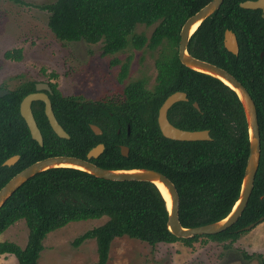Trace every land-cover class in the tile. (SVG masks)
<instances>
[{
  "label": "trees",
  "instance_id": "trees-1",
  "mask_svg": "<svg viewBox=\"0 0 264 264\" xmlns=\"http://www.w3.org/2000/svg\"><path fill=\"white\" fill-rule=\"evenodd\" d=\"M211 0H55L46 4L48 25L65 41L102 42V53L115 54L127 47L155 49L164 41L156 59L158 74L153 87L140 79L128 83L121 99L91 100L64 95L50 83L54 112L70 138L59 137L45 114L43 101L33 103L44 144L32 138L20 114V102L35 91L28 82L0 96V188L31 163L52 155L86 158L104 143L101 155L91 160L105 168H152L175 183L180 196L179 217L186 227L226 217L239 198L249 154L248 123L237 93L219 78L184 65L178 57L180 31L185 21ZM244 0H224L194 32L188 44L195 57L215 63L238 78L251 93L258 111L261 158L248 204L237 222L210 235L178 237L168 227L169 209L158 186L145 180H112L73 167H52L25 181L0 208V234L24 219L29 229L25 247L0 242V255L14 254L19 264H39L47 235L71 221L107 217L77 236L74 246L95 239L98 259L107 264L113 240L129 236L150 243L183 241L191 245L202 237L236 241L242 228L264 216V10L240 6ZM155 25L148 37L138 25ZM226 29L239 41V53L224 45ZM21 59V48L5 52ZM114 59V63H119ZM123 63L120 79L128 73ZM258 74L257 78L255 75ZM55 76V74H52ZM185 91L188 100L169 110L172 123L184 129H209L211 140L182 141L165 137L158 125V111L168 95ZM197 102L199 108L193 103ZM101 127L96 134L90 124ZM129 147L124 155L121 146ZM13 166L3 165L12 155ZM261 257V255H259ZM252 257V255H249ZM264 264V259L261 260Z\"/></svg>",
  "mask_w": 264,
  "mask_h": 264
},
{
  "label": "rangeland",
  "instance_id": "rangeland-1",
  "mask_svg": "<svg viewBox=\"0 0 264 264\" xmlns=\"http://www.w3.org/2000/svg\"><path fill=\"white\" fill-rule=\"evenodd\" d=\"M55 0H0V88L14 90L28 82L56 83L64 95L86 99H121L126 85L146 80L151 87L158 69L156 59L168 48L164 41L155 49L127 47L104 55L103 43L59 39L48 25L44 8ZM155 25H138L148 37ZM21 48L23 57L12 59L5 52ZM119 59V63H114ZM129 61L127 76L121 80L123 63ZM52 74H55L52 75ZM107 220L106 216L71 221L50 232L44 240L39 264H95V239L74 246V239ZM236 241H215L202 237L193 244L183 241L148 242L129 236L116 237L107 264H262L264 259V221L244 230ZM29 229L24 219L0 234V242L14 241L25 247ZM252 255V257H249ZM261 255V257L259 256ZM0 264H19L14 254H1Z\"/></svg>",
  "mask_w": 264,
  "mask_h": 264
},
{
  "label": "water",
  "instance_id": "water-1",
  "mask_svg": "<svg viewBox=\"0 0 264 264\" xmlns=\"http://www.w3.org/2000/svg\"><path fill=\"white\" fill-rule=\"evenodd\" d=\"M224 0H211L196 13L191 15L183 24L180 31V41L178 47V57L180 61L200 72L210 74L219 78L226 85L232 88L238 95L247 119L248 134H249V154L245 167L244 178L240 190V195L230 213L218 220L207 224H202L193 227L184 226L179 217L180 196L175 183L163 172L152 168H131V169H111L105 168L94 163L91 159L97 158L105 149L104 143H98L92 147L86 158L74 155H52L37 160L27 167L20 170L12 176L0 188V208L5 201L29 178L43 170L52 167H73L93 173L96 176L112 179V180H145L151 181L157 185L156 182H161L169 191L171 195V207L169 209L168 227L178 237L190 238L196 235H210L220 233L229 227L233 226L239 217L244 212L250 196L253 191L256 174L260 165L261 158V133L258 120V111L256 103L245 87V85L230 73L225 68L209 62L207 60L195 57L188 50L190 38L194 32L199 28L202 22L220 8ZM240 6L246 9H262L264 10V0H244L240 2ZM194 25H197L193 30ZM224 45L232 53H239V41L236 33L231 29H226L224 35ZM52 89L48 82H40L36 85V90L28 93L23 97L20 103V114L25 119L31 136L40 145L44 144V137L41 129L38 126L37 120L33 112V102L43 101L45 104V114L49 120L54 132L62 138H70V134L66 131L63 125L59 122L52 105V100L48 92ZM9 93L8 89L0 88V96ZM188 100L185 91H175L167 96L161 104L157 121L162 134L170 139L182 141H196V140H211L212 136L209 129H184L176 126L169 119L168 113L170 108L179 101ZM194 105L199 108V104L194 102ZM92 130L96 134H102V129L99 125L91 123ZM121 151L124 155H128L129 147L126 145L121 146ZM18 159L17 155H13L4 161V165H12ZM62 163H71L72 166H64ZM158 186V185H157ZM162 192V191H161ZM166 199V198H165ZM167 201V200H166ZM168 205V203H167ZM264 221V216L259 218V221L250 223L243 227V230H249L256 226L259 222Z\"/></svg>",
  "mask_w": 264,
  "mask_h": 264
},
{
  "label": "bare ground",
  "instance_id": "bare-ground-1",
  "mask_svg": "<svg viewBox=\"0 0 264 264\" xmlns=\"http://www.w3.org/2000/svg\"><path fill=\"white\" fill-rule=\"evenodd\" d=\"M196 26L197 25H194L193 30L196 28ZM61 165L72 166L73 164H71V163H62ZM156 183L158 185V188L162 191L164 197L166 198L168 206L171 207L172 200H171V195H170L169 191L167 190V188L161 182H156Z\"/></svg>",
  "mask_w": 264,
  "mask_h": 264
},
{
  "label": "flooded vegetation",
  "instance_id": "flooded-vegetation-1",
  "mask_svg": "<svg viewBox=\"0 0 264 264\" xmlns=\"http://www.w3.org/2000/svg\"><path fill=\"white\" fill-rule=\"evenodd\" d=\"M260 55H261V57L262 58H264V51H262L261 53H260ZM257 76H258V74H256L255 75V77L257 78ZM146 81V80H145ZM40 82H44V81H39V82H34L35 83V90H36V85H37V83H40ZM155 82H156V80H155ZM147 83V82H146ZM49 85H50V83H48ZM155 84V83H154ZM154 84L151 86V87H153L154 86ZM50 87H51V85H50ZM1 89H7V88H1ZM52 89V88H51ZM9 90V93L12 91V90H10V89H8ZM48 92V94L50 95V93H52V92H49V91H47ZM9 93H7V94H9ZM6 95V94H5ZM4 96V95H3ZM21 103V102H20ZM34 103V102H33ZM194 104V103H193ZM32 108H33V112H34V107H33V105H32ZM34 115H35V113H34ZM36 118V117H35ZM37 120V119H36ZM37 123H38V121H37ZM27 124V123H26ZM28 126V125H27ZM38 126H39V124H38ZM29 128V127H28ZM39 128H40V126H39ZM41 129V128H40ZM15 155H17L18 156V159H17V161L19 160V158H20V155L19 154H15ZM13 156V155H12ZM8 159V158H7ZM17 161L15 162V163H13L12 165H7V166H13V165H15L16 163H17ZM3 165H4V162H3Z\"/></svg>",
  "mask_w": 264,
  "mask_h": 264
},
{
  "label": "crops",
  "instance_id": "crops-1",
  "mask_svg": "<svg viewBox=\"0 0 264 264\" xmlns=\"http://www.w3.org/2000/svg\"><path fill=\"white\" fill-rule=\"evenodd\" d=\"M18 261V260H17ZM19 263V262H18Z\"/></svg>",
  "mask_w": 264,
  "mask_h": 264
}]
</instances>
